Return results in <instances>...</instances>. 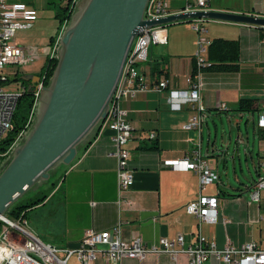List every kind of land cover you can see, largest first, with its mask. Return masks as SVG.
I'll return each instance as SVG.
<instances>
[{
  "label": "crops",
  "instance_id": "1",
  "mask_svg": "<svg viewBox=\"0 0 264 264\" xmlns=\"http://www.w3.org/2000/svg\"><path fill=\"white\" fill-rule=\"evenodd\" d=\"M18 1L34 7L37 16L28 28L17 29L13 40L31 55L30 64L36 60L44 61L49 46L48 38L56 30V20L52 9L50 18L53 19L47 18L49 22L41 28V21L46 17H41L39 10L44 2L51 4L54 0ZM184 1L178 6L169 7H179ZM240 7V12L264 16V0H244ZM233 23V33L224 37L237 39L239 43L238 70L201 73L203 85L200 99L203 109L200 112L187 105L180 110H169L165 99L167 88L187 86L185 77L191 70L193 58L190 54L195 39L192 26L188 27L190 29L186 26H170L169 42L156 43L161 47L158 50L152 49L150 45L147 61H163L164 73L159 76L164 77L167 88L159 91L149 89L137 93L133 98L121 99L124 117L131 125V136L126 146L132 181L125 191V201L117 207L111 131L101 125L86 145L82 143L79 146L70 163L63 167L60 177L61 197L53 200L44 211L49 230L60 233L59 243L45 242L75 244L85 228L99 230L118 222L123 238L139 235L146 243L160 236L173 239L178 233L183 236L184 243H188L199 230L205 237L213 239L217 246L244 242L264 245V219L261 217L264 192L257 201L250 198L251 183L263 170L260 165L263 136L255 125V119L261 109L260 103L264 100V28ZM184 43L186 48H183ZM147 61L139 63L137 67L150 81ZM25 71L29 70L26 68L20 73ZM239 97L253 98L256 104L255 110L248 111L254 130L251 140L240 132L236 133L234 139L231 135L232 123L238 127L235 114L242 115V112L234 110ZM220 104L224 107H220ZM211 109L216 112H210ZM198 113L201 117L199 126L188 129L182 127L191 115ZM223 117L228 123V132L218 137L217 127H223ZM196 152L216 173L215 180L207 184L203 192L217 196L216 220L201 222L199 226L196 218L183 208L197 193V176L190 169L171 168L177 159L185 155L194 156ZM49 200L50 197L41 204ZM38 206L36 204L33 207ZM23 221L28 223L27 230L35 236L51 235L40 232L29 219L23 218ZM70 258L79 264L74 257ZM93 264L105 263L97 256ZM109 264H187V257L182 253L174 259L164 252L146 253L139 259L123 257ZM202 264L225 263L208 258Z\"/></svg>",
  "mask_w": 264,
  "mask_h": 264
},
{
  "label": "built area",
  "instance_id": "2",
  "mask_svg": "<svg viewBox=\"0 0 264 264\" xmlns=\"http://www.w3.org/2000/svg\"><path fill=\"white\" fill-rule=\"evenodd\" d=\"M75 2L76 0H71ZM207 0H185L182 5L170 8L164 0H147L142 12L144 19H158L169 13L207 9ZM37 16L36 9L23 1L0 0V139L11 128L12 112L24 85L8 88V72L5 67L10 64L25 65L31 62L32 57L26 53L19 44L13 40L17 29L28 28ZM192 28L197 33L196 47L192 58L194 69L185 80L184 88H167L163 77L156 82H150L139 70L137 65L147 61L148 48L151 44H164L166 42V25L152 24L143 26L140 33L131 41L130 48L124 57L116 86L108 102L107 112L101 125L110 131L112 141V154L115 157L116 204L119 208L125 201L124 194L132 181V171L128 166L129 150L126 142L131 136V125L124 117L121 107L122 98H133L137 93L145 90H166V103L169 110H180L187 105L200 112L203 105L200 99L201 81L200 67L205 64L206 45L209 40L202 36L204 27L201 18H192ZM66 20L60 25L53 44H50L49 55L52 56L58 44ZM264 43V34L262 36ZM17 73L16 70L13 74ZM43 74L38 77L31 88L34 97L38 95L43 86ZM224 107L223 104L219 105ZM255 125L264 134V100L260 103ZM201 117L193 114L188 121L182 124L185 129L199 126ZM25 123L24 126H26ZM99 126V127H100ZM25 132L22 128L5 150H0V157L6 158L11 148L21 139ZM260 149V165L263 168L251 183L250 198L257 201L261 192H264V136ZM195 155H185L172 163L173 169H190L197 176V193L194 198L184 204V211L193 215L199 223L214 222L216 220L217 196L203 192L205 186L212 183L216 173L205 159L197 152ZM264 219V210L261 213ZM0 264H68L70 257H74L79 264H93L100 256L105 264L116 262L123 257L142 258L146 253H167L174 259L179 253L185 254L187 264H202L208 258L220 260L225 264H264V245L253 242H244L239 245L224 244L217 246L211 238L205 237L197 231L192 241L184 243L183 236L178 233L173 239L165 236L146 243L138 235L125 239L120 234L118 222L108 228H85L75 244L56 245L42 241L30 233L25 227L19 225L6 216L0 217ZM22 223H24L22 219ZM199 228V227H198ZM15 229L16 232H13ZM17 232H20L18 234Z\"/></svg>",
  "mask_w": 264,
  "mask_h": 264
},
{
  "label": "water",
  "instance_id": "3",
  "mask_svg": "<svg viewBox=\"0 0 264 264\" xmlns=\"http://www.w3.org/2000/svg\"><path fill=\"white\" fill-rule=\"evenodd\" d=\"M147 0H76L58 38L56 63L38 92L34 118L0 170V217L57 163L67 165L104 120L124 57L143 26L192 18L252 24L264 16L228 9H199L144 19ZM34 76V75H32ZM22 74L31 83L37 76ZM89 140V139H88Z\"/></svg>",
  "mask_w": 264,
  "mask_h": 264
},
{
  "label": "rangeland",
  "instance_id": "4",
  "mask_svg": "<svg viewBox=\"0 0 264 264\" xmlns=\"http://www.w3.org/2000/svg\"><path fill=\"white\" fill-rule=\"evenodd\" d=\"M164 1L170 7H175V6H178L177 4H179V3L181 4L184 0H164ZM243 2H244V0H209V8H211V9L236 10V11L240 12V8H241L240 6H241V4ZM50 5L51 4H48L47 2H44V4L41 5V8L39 10L41 12V17H43V16L46 17L43 21H41V26H42L41 28H43V26H45V24L47 25V23L49 21L46 20V19L50 18L51 17L50 15H52V5L51 6ZM50 19H53V18H50ZM186 21H189V22H187V23L185 21H183V22H171V23L166 25V29H167L166 40H168V42H169V39H170L169 27L170 26H175L176 27L178 25L179 27L186 26L187 28L188 27L191 28V26L193 25V22L191 23L190 20H186ZM201 22H202L203 26L205 27V30L202 33V36L203 37L205 36L208 39H211L212 37H215V36L227 38V37H224V36H229L234 31V28L232 26V25H234V23L230 22V21H221V20H216V19L201 18ZM190 28H188V29H190ZM191 29H193V28H191ZM185 31H190V30H186L185 29ZM185 31L183 32V35L186 34ZM193 31H194V34H195L194 48H193V51H192V53L190 55H193V52L195 50L196 43H197L196 42L197 33H196V31L194 29H193ZM228 39H231V38H228ZM54 41H55V39H54ZM54 41L52 43H49V46L47 48L48 51H47V54H46L44 60L47 57L48 58L50 57V55H49V50H50V46H51L50 44H53ZM151 46H152V49L153 48H156V50L161 49V47L159 45L154 44V43L151 44ZM57 48H58V44H57L56 50H55V52H54V54L52 56L56 57ZM183 48H186V43H184ZM43 62L44 61H42V60L41 61L36 60V61L32 62L31 64L28 63L26 65H16V64L7 65L5 67V71L8 72L9 81L5 83V86L8 87V88H14V87H19L21 85V83H20L21 79L19 77L13 78L14 77V74H13L14 70L17 71L16 76L22 75L20 72L23 71L26 68L29 71L33 70V72H38L39 73L40 72V67L43 64ZM36 98H37V96L36 97L33 96V99H34L33 100V108H32L33 112H34V108H35L34 102L36 103ZM210 112L214 113L216 111L214 109H211ZM233 112H235V111H233ZM235 117H236V120L238 122V127L234 123H232V125L230 126L231 127L232 138L234 139L236 133L240 132L243 137L247 135L248 139L251 140L252 136L254 135V132H253L254 130H253V124H252V122L250 120V117H251L250 113L248 111H242V115L235 114ZM32 118H34V113L31 114V116H29L27 121L25 122V123H27V125L23 127L25 131L32 124L31 123V121L33 122ZM222 126H223L222 127L223 129L221 128L220 125H218V127H217V136L218 137L220 135L227 134V132H228V123L226 122L225 118L223 119V125ZM209 127H210V130H211V134H213L212 125H211L210 122H209ZM205 135H206V129H205V126H204V128H203L204 139H205ZM20 140L21 139H19V141ZM232 144H233V140H232ZM63 167H64V165L62 163H57L54 166H52L50 168V170H49V176H48L47 179H41V180L36 181L29 189H27L18 198L19 200L24 201V200H27L31 196L39 194V192H47V196L45 197V199L50 197L49 202H46L45 204L39 203V204H37V205H39L38 207H36V208L35 207H31V208L27 209L26 215H25V219H27V220L29 219V222H32L38 228V230H40V232H42L43 234L45 232H47V234H51V235H46L44 237L39 236L42 241H49V242L59 243L58 236H59L60 233L57 232V231L55 232V231L49 230V228L47 227V225L45 223L44 211H46L47 208L51 206L53 200L58 199L59 197H61L62 188L59 186V188L56 189L55 185L58 184V177L61 175ZM222 178H224V174L222 175ZM51 181H55L56 184L53 187L50 188L49 183ZM59 182H60V179H59ZM262 192H261V194H262ZM11 220H13L14 222L18 223L19 225H22L26 229L29 228L28 223H22V219L19 218V217L13 218ZM12 231L16 232L15 229H12ZM17 233L21 235L20 232H17ZM49 236H52L54 238L52 239V237H49ZM68 264H76V263L73 260V258H70L68 260Z\"/></svg>",
  "mask_w": 264,
  "mask_h": 264
},
{
  "label": "trees",
  "instance_id": "5",
  "mask_svg": "<svg viewBox=\"0 0 264 264\" xmlns=\"http://www.w3.org/2000/svg\"><path fill=\"white\" fill-rule=\"evenodd\" d=\"M75 2L71 0H54L51 1L52 9H53V17L56 20V30L55 33L50 35L48 38V42L52 43L56 38L59 27L63 21L67 20L71 10L73 9V5ZM27 4V3H26ZM258 28H262L260 26H256ZM238 56H239V43L237 39L231 38H223L219 36L212 37L209 39L208 44L206 45L205 52V64L200 67L201 72L211 71V72H234L238 70ZM148 74L150 76V82H156L160 77V74L164 73V68L162 67V62L156 61V59L148 60ZM56 63V57L50 56L47 57L43 64L40 67L39 75L43 74L42 84L46 85L49 81L50 75L52 74V70ZM194 69V63L192 61V66L190 72ZM159 76V77H158ZM16 73H14L13 78H17ZM9 80V78H8ZM21 85H24L25 89H23L14 106L12 112L11 128L6 132L4 137L0 139V150H5L8 145L15 138L17 133L24 127L25 122L28 117L33 114V94L31 88H26L29 84L28 82L20 81ZM256 109V104L254 103L253 98L249 97H239L236 103L234 110L239 112L242 111H252ZM261 131V130H260ZM262 136H264L261 131ZM92 138V134L87 137V139L82 142L83 145L88 143V139ZM81 143V144H82ZM7 161V157H0V170L4 166ZM65 166V165H64ZM62 174V173H61ZM61 175L58 177V184L55 185V181H51L49 183L50 188L54 185L56 189L60 186ZM55 189V190H56ZM47 196V192H39L34 196L29 197L27 200L21 201L18 198L8 205L6 208L4 215L10 219L13 218H25L27 209L35 206L36 204L41 203L45 197ZM1 223V221H0Z\"/></svg>",
  "mask_w": 264,
  "mask_h": 264
},
{
  "label": "flooded vegetation",
  "instance_id": "6",
  "mask_svg": "<svg viewBox=\"0 0 264 264\" xmlns=\"http://www.w3.org/2000/svg\"><path fill=\"white\" fill-rule=\"evenodd\" d=\"M22 74H25L26 76H31L33 79L35 78L34 76L36 75L37 77H39V73L38 72H33V71H25L23 72ZM34 75V76H32ZM21 79V78H20ZM38 79V78H37ZM21 81H24V82H28L29 85H33V83H31V81L29 79H21Z\"/></svg>",
  "mask_w": 264,
  "mask_h": 264
}]
</instances>
